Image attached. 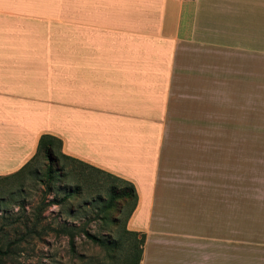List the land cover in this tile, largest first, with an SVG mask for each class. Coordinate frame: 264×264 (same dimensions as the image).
Listing matches in <instances>:
<instances>
[{
	"label": "crops",
	"instance_id": "0c3cea01",
	"mask_svg": "<svg viewBox=\"0 0 264 264\" xmlns=\"http://www.w3.org/2000/svg\"><path fill=\"white\" fill-rule=\"evenodd\" d=\"M263 93L264 0H0V176L48 134L128 182L139 264H264L228 262Z\"/></svg>",
	"mask_w": 264,
	"mask_h": 264
},
{
	"label": "rangeland",
	"instance_id": "374dc122",
	"mask_svg": "<svg viewBox=\"0 0 264 264\" xmlns=\"http://www.w3.org/2000/svg\"><path fill=\"white\" fill-rule=\"evenodd\" d=\"M244 116L253 120L245 126L242 143L244 207L255 216L245 213L244 242L238 249L230 247L238 242L229 243L228 262L264 263V93ZM55 148L56 169L62 170L52 182L41 155L17 174L0 176V246L6 250L0 264H134L139 236L127 233L124 225L130 203L108 195L110 186L119 189L122 184L62 158L57 144ZM61 228L74 231L73 251ZM82 230L102 245L92 244Z\"/></svg>",
	"mask_w": 264,
	"mask_h": 264
},
{
	"label": "trees",
	"instance_id": "16d2710c",
	"mask_svg": "<svg viewBox=\"0 0 264 264\" xmlns=\"http://www.w3.org/2000/svg\"><path fill=\"white\" fill-rule=\"evenodd\" d=\"M56 144L58 146V152L57 153L62 158L77 162L79 164H83V165L87 166L90 169H93V170H96L97 172H100L105 177L110 178L112 180H115V181L119 182L120 184H122V187L119 188V189L115 188L114 186H110L108 188V195H109L110 200H112V199L114 200L115 198L120 199V203L123 204V205H125L126 203H130V207H129V210L127 212V216H126V219H125V222H126L128 216L130 215V213L132 212V210H133V208L135 206V192H134L133 186L131 184H129L128 182L123 181L122 179H120V178H118V177H116V176H114V175H112L110 173H107V172L99 170V169L92 168V167H90V166H88V165H86L84 163H81V162H79V161H77L75 159H72V158H70L68 156H65L61 152V141L59 139H57L56 137H53V136L48 135V134L40 135V137L38 138V141H37L35 153L29 159V161L32 160L37 155H41L43 158H45L48 161L47 169H46L47 181L48 182H52L55 179L57 174L58 175L61 174V170H62V169H56V166H57L56 151H55V149H56L55 145ZM28 162H26L18 171H16L15 173H12L11 176L17 174L20 170H22V168L24 166H26ZM112 202L113 201H111V203L108 204L109 207L112 204ZM51 205H56V203L51 202ZM124 225H125V223H124ZM30 228L34 229L35 225H31ZM59 230H60L59 231L60 233H63V234L66 235V237L68 238L69 249L71 251H73V249H74V233L73 232L74 231H71L72 229L70 230V228L69 229L61 228ZM81 232H82L83 236L88 241H90L92 244L97 245V246H101L102 245V242L97 237L89 234L87 231H83L82 230ZM127 233H129L131 235H134V236L135 235L139 236L138 255H137V257L135 258V261H134V264H139L140 254H141V246L143 244V235H137L136 233H131V232H127ZM5 255H6V250H2V248L0 246V258L5 256Z\"/></svg>",
	"mask_w": 264,
	"mask_h": 264
},
{
	"label": "built area",
	"instance_id": "2783aa9c",
	"mask_svg": "<svg viewBox=\"0 0 264 264\" xmlns=\"http://www.w3.org/2000/svg\"><path fill=\"white\" fill-rule=\"evenodd\" d=\"M176 1H178V0H176Z\"/></svg>",
	"mask_w": 264,
	"mask_h": 264
}]
</instances>
